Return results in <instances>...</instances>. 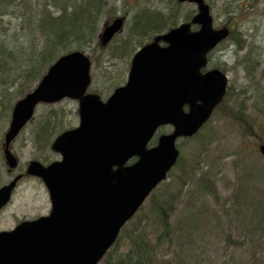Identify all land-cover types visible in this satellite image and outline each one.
Instances as JSON below:
<instances>
[{
    "label": "rangeland",
    "instance_id": "rangeland-1",
    "mask_svg": "<svg viewBox=\"0 0 264 264\" xmlns=\"http://www.w3.org/2000/svg\"><path fill=\"white\" fill-rule=\"evenodd\" d=\"M46 1H21L13 14L0 17V42L11 49L18 59L17 69L14 67L11 70L10 65L5 74H0V187L15 174L7 173L1 147L10 122V108L22 91L26 92L35 85L32 82L23 83L20 72L28 58L36 64L43 43L39 12ZM68 1L80 4L82 0ZM205 1L211 5L215 28L224 24L226 9L240 10L248 6L246 15L238 18L233 25V29L241 35L245 48L238 50L229 39L225 40L212 52L211 66L225 71L229 88L226 108L233 113L238 110L250 123L252 133L245 135L238 124L228 116L224 117L223 110L218 109L200 132L199 138L177 141L181 163L188 165L195 158L199 172H207L206 176L213 183L217 199L198 186L196 181L182 187L180 178L184 181V176L176 168L172 171L152 194L159 198L164 194L175 196L176 206L171 218L172 244L168 252L157 257V261L160 264H264V173H259V168L264 167V158L257 154L258 146L264 142V0H252L257 3L254 7L248 0ZM174 3V0H103L96 35L89 42H73L67 45L65 51H55V58L68 50L82 51L91 59L94 56L96 62H92V81L88 92L97 94L104 101L115 88L124 85L131 57L139 49V44L148 42L146 40L154 33L147 32L148 24L159 26L157 31H162V24L155 16L166 19L170 25H173L172 22L178 25L187 14L196 12L195 6L184 4L173 16L169 10ZM95 9L93 7V14ZM48 10L56 14L58 5H52ZM117 17L124 18L122 30L114 41L101 47L98 34L107 22ZM135 24L137 33L134 36L131 32ZM127 36H132L131 43L127 44L130 52L123 54V43L129 40ZM247 53H251L257 62L253 75L244 73ZM1 70L5 68L0 66V73ZM36 107L34 119L11 144L18 163L16 174L22 173L31 160L43 164L57 160L59 156L48 147L50 140L58 134L54 136V131L59 130L60 134L78 125L77 101L64 99L53 105ZM44 125L48 126L47 129ZM168 131L169 127L160 130L161 133ZM202 141L207 147L206 153L198 159L195 150L197 143ZM239 189L244 190L237 192ZM148 206L147 200L143 213L147 212ZM49 209L48 194L43 184L35 178H25L17 185L9 204L0 212V231L11 230L20 221L45 216ZM122 244L123 240L118 247ZM122 248L125 251L126 244ZM110 260H113L112 257Z\"/></svg>",
    "mask_w": 264,
    "mask_h": 264
},
{
    "label": "water",
    "instance_id": "water-1",
    "mask_svg": "<svg viewBox=\"0 0 264 264\" xmlns=\"http://www.w3.org/2000/svg\"><path fill=\"white\" fill-rule=\"evenodd\" d=\"M178 1L195 3L197 15L137 52L126 85L106 102L85 95L90 61L82 52H72L51 65L36 89L15 104L5 135L4 156L10 168L16 161L8 145L36 104L76 99L80 122L52 144L60 162L46 168L29 164L26 174L41 178L49 191L51 212L0 233V264H97L120 227L176 162L175 140L192 137L221 102L226 77L218 70H200L206 53L229 32L213 29L203 0ZM191 23L199 29L190 31ZM121 25L117 19L105 27L101 44H107ZM159 41L166 48H160ZM162 125H172L173 131L146 149ZM259 153L264 155V144ZM134 157L136 163L124 167ZM19 178L0 188V209Z\"/></svg>",
    "mask_w": 264,
    "mask_h": 264
},
{
    "label": "trees",
    "instance_id": "trees-1",
    "mask_svg": "<svg viewBox=\"0 0 264 264\" xmlns=\"http://www.w3.org/2000/svg\"><path fill=\"white\" fill-rule=\"evenodd\" d=\"M21 1L24 0H0V17L4 15L13 14L16 8L20 7ZM250 6L254 7L257 3L256 1L248 0ZM258 1V0H257ZM264 2V1H263ZM262 2V3H263ZM103 0H82L80 4L74 3L70 4L68 0H48L42 7V13H39L40 25H41V36L43 39L42 47L38 53V58L36 64L32 63V59L28 58L26 60V66L20 72L21 80L23 83L35 82L37 78L41 75L46 66H48L55 58L54 52L65 51L67 45L77 41L89 42L97 33V21L99 12L102 10ZM252 3V4H251ZM264 4V3H263ZM52 5H58V11L56 14L51 13L48 8ZM180 4L177 1L174 3L169 12H172L173 16L178 14L177 10L180 8ZM96 7L95 14H93L92 9ZM247 5L239 9H226V20L225 25L230 27V35L228 39L234 43L238 50H243L245 48V43L242 41V37L234 29L233 25L236 23L238 18H243L247 13ZM264 8V7H263ZM224 10V9H223ZM264 15V9L262 11ZM161 21L162 32L166 31L170 27L174 26L166 22V19L155 16ZM190 15L188 14L184 20L188 21ZM144 22L145 19L142 18ZM137 23V22H136ZM149 30L147 32L157 33V28L153 24H148ZM128 41H124L123 48L124 51L128 49V45L131 43L132 36H127ZM123 50V49H122ZM128 50H126L127 53ZM123 53V52H122ZM92 59L95 58L92 57ZM18 59L15 57L14 52L11 49L6 48L3 42H0V66H3L5 70H1V75L5 74L10 69L16 67L17 69ZM257 62L251 57V53L245 55V74H251L257 70ZM244 69V68H243ZM264 73V70L263 72ZM23 92V91H22ZM23 94V93H22ZM223 110L224 117L228 116L236 124L239 125L241 131L245 134H251V125L246 121V118L236 110L234 113L226 108L225 105L220 106ZM46 128V127H45ZM201 133L193 139L199 138ZM204 139L206 137L204 136ZM208 142V140H207ZM202 143H197L196 157L201 159L206 153V145ZM195 158L192 159V162ZM188 163L185 165L181 163V160L177 163L176 168L180 171L182 177L184 176V181L180 178L182 187L188 183L197 182L198 186L203 187L207 192L216 200L217 191L211 182L210 178L206 176L207 172H199L196 167L198 163ZM259 173H264V167L259 168ZM240 188H243L240 187ZM244 189H239L240 192ZM175 196L164 195L161 198L153 197L148 208L147 213H143L140 219H138L137 226L124 232V239L127 244L128 250L124 255L119 256L118 261L115 264H160L157 261V256L168 252L172 244V227L171 218L175 211ZM150 219V220H149ZM151 222V223H149ZM148 225L150 229L148 230ZM154 229V230H153ZM153 230V231H152ZM127 239V240H126ZM116 255V254H115ZM177 264H181L178 262Z\"/></svg>",
    "mask_w": 264,
    "mask_h": 264
}]
</instances>
